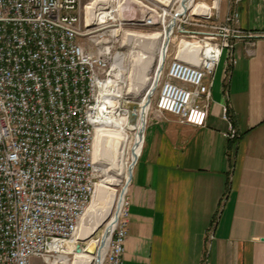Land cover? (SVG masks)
<instances>
[{
  "label": "built area",
  "instance_id": "2783aa9c",
  "mask_svg": "<svg viewBox=\"0 0 264 264\" xmlns=\"http://www.w3.org/2000/svg\"><path fill=\"white\" fill-rule=\"evenodd\" d=\"M142 1V24L159 23L165 31V10L153 0ZM93 3L95 19L88 24L86 7ZM117 3L0 0V264H33L34 258L70 264L78 247L90 255V264L97 262L101 235L92 236L93 252L87 251V239L67 245L95 194L96 129L109 126L112 118L125 116L130 123L139 118V109L128 107L125 82L117 77V42L124 24L116 15ZM174 16L172 35L182 33L180 43L193 44L197 59H181L179 43L158 77L155 109L204 126L211 99L208 80L223 54L230 56L238 40L253 35L236 25L237 10L224 20L213 6ZM225 135L235 138L237 131L230 125ZM127 191L113 211L98 264H122Z\"/></svg>",
  "mask_w": 264,
  "mask_h": 264
},
{
  "label": "crops",
  "instance_id": "0c3cea01",
  "mask_svg": "<svg viewBox=\"0 0 264 264\" xmlns=\"http://www.w3.org/2000/svg\"><path fill=\"white\" fill-rule=\"evenodd\" d=\"M218 10L221 20L237 10L253 36L208 80L204 126L148 113L122 264H264V0H220Z\"/></svg>",
  "mask_w": 264,
  "mask_h": 264
},
{
  "label": "bare ground",
  "instance_id": "6f19581e",
  "mask_svg": "<svg viewBox=\"0 0 264 264\" xmlns=\"http://www.w3.org/2000/svg\"><path fill=\"white\" fill-rule=\"evenodd\" d=\"M125 1L119 3L116 8V15L120 18L122 5ZM157 1L167 7L173 0ZM180 1L181 3L177 14H183L195 5V0ZM219 3L220 0H213L212 5L202 2L198 6L196 13L207 12L211 6L219 8ZM94 6L95 3L86 7L85 20L88 24L92 23L95 19V13L92 10ZM174 23L175 16L169 19L163 32H154L152 34L126 33L125 40L128 41L131 37L142 48V53L135 54L127 66H124L122 60H120L121 55L118 60L117 77L125 82L129 92L137 94L143 88L147 87V83L150 80L148 72L153 66L157 54L159 58L155 75L150 85H148L145 95L140 100L139 118L134 123H130L128 117L125 116L112 118L110 119L109 126H100L95 132L94 161L99 172L98 175L104 176V179L97 183L94 198L91 200L92 203L90 202L91 205L88 206L79 231L76 237L70 240L67 245L71 247L72 243L76 240L87 239L88 248L92 252L95 251L97 249L96 241L91 236L105 223V228L101 234L102 244L99 248L98 258L95 264H98L102 257L104 246L113 225V211L116 206L118 207L120 205L128 189L135 161L142 148L143 132L148 110L150 109L151 96L155 91L158 77L164 67L168 42L173 33ZM193 47V44L181 42L178 56L183 60L195 62L197 59V50ZM127 125L131 129H134V133L131 135L125 130ZM121 179H124L123 183ZM119 184L121 185V189L118 191L113 185ZM77 252V255H75L74 260L70 264H90V255L82 252L81 249Z\"/></svg>",
  "mask_w": 264,
  "mask_h": 264
},
{
  "label": "rangeland",
  "instance_id": "374dc122",
  "mask_svg": "<svg viewBox=\"0 0 264 264\" xmlns=\"http://www.w3.org/2000/svg\"><path fill=\"white\" fill-rule=\"evenodd\" d=\"M88 0H81L82 3H86ZM124 0H118V3L123 2ZM139 0H126L124 2V4L122 5V10L120 16L122 18V22H124V24L122 25V28L120 30V36H119V40L117 42V50L119 52H121V58L120 60H122V63L124 66H127L128 64H130V59L133 58V56L135 54H141L142 53V48L139 47L138 43L134 40L131 39L130 40H125L126 37V33H137V34H152L154 32H163V26L162 24H156L153 26H147V25H143L142 22L140 21L141 19V4L144 3L142 0V3L138 2ZM157 5H159L160 7H162V9H164L165 11V15H166V22L165 25L169 22V19H171L173 17V14L178 10V8L180 7V0H173L171 2V4L167 7L163 6L159 1L157 0H153ZM206 3L208 5H212V0H195V5L193 6V8L188 9V12H194L196 13L198 6L202 3ZM162 12V10H160V13ZM120 18V17H119ZM184 28H186L187 30L189 29H196V26L194 25H186ZM183 34L180 32H177L176 34H173L171 36V39L168 42V50H167V55L164 61V67H163V71L165 72V69L167 67V63L169 62V60L175 55L176 50L178 49L179 43ZM184 38V37H183ZM127 41V42H126ZM133 43V44H132ZM146 54V53H145ZM158 58L159 55H156V58L154 60V64L151 67L150 71L148 72V76L150 77V80L147 83V87L148 85H150L153 76L155 75V71L158 65ZM147 87L143 88L141 91H139L137 94H134L132 92H129L127 90V85H125V90L128 94L130 103H128V107L130 110L133 109H139V103L140 100L142 99V97L145 95L146 93V89ZM159 93V86L157 85L155 88L154 93L151 96V103H150V109L148 110V113L155 109V102L157 100V96ZM148 115V114H147ZM126 131H128L127 133H129L130 135L132 133H134V131H130L127 129ZM128 158V156H127ZM104 179V176L99 175L98 176V180L97 183H99L101 180ZM122 183L124 182V179H121ZM122 183H120L122 185ZM113 185L114 188H116L118 191L121 189V185ZM95 195V194H94ZM94 198V196H93ZM93 200V199H92ZM92 203V201H91ZM91 203L89 205H91ZM105 228V223H103L99 230H97L95 232V234H93L92 236H100L102 234L103 229ZM91 236V237H92ZM93 238V237H92ZM33 264H43L41 262L40 259L38 258H34L33 260Z\"/></svg>",
  "mask_w": 264,
  "mask_h": 264
},
{
  "label": "water",
  "instance_id": "95a60500",
  "mask_svg": "<svg viewBox=\"0 0 264 264\" xmlns=\"http://www.w3.org/2000/svg\"><path fill=\"white\" fill-rule=\"evenodd\" d=\"M80 248L78 247V250H79ZM87 251H89V252H92L89 248H87Z\"/></svg>",
  "mask_w": 264,
  "mask_h": 264
}]
</instances>
